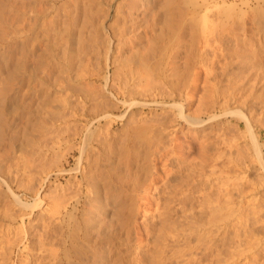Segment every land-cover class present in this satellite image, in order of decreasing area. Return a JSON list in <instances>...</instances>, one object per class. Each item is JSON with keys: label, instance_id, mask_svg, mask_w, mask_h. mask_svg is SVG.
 <instances>
[{"label": "rangeland", "instance_id": "1", "mask_svg": "<svg viewBox=\"0 0 264 264\" xmlns=\"http://www.w3.org/2000/svg\"><path fill=\"white\" fill-rule=\"evenodd\" d=\"M28 9L31 10L30 13ZM38 11L45 14L42 17L44 21L49 20L54 12L59 13L58 18H55V30L51 38L53 40L59 31L62 33L59 34L64 37L62 43L58 44L60 51L45 41L46 45L43 42L37 51L42 50L45 53L51 52L52 49L56 56L54 61L64 64L67 72L63 71L61 75L56 64L57 69L54 67V71L48 74L41 65V71H36L34 86L37 89L34 87L35 90L26 96L28 103H24L21 109L20 103L17 104L19 96L16 91V72L11 74L8 66L15 65L19 52L20 16L23 14L26 19L24 23L28 22L23 24L27 29L31 23L28 20ZM204 13L208 15L209 29L212 28L213 31L214 26L210 25H215L214 28L218 32L223 29L227 40L229 38V46L234 44L233 39L237 37V40L243 39L245 46L253 43L259 48V58L255 61H248L251 60L249 57L243 60L234 57L224 74L214 73L215 76L218 75L216 80L221 81L215 88L209 87L210 83H215V78H211L213 82L205 84V72L201 68L191 71V61L187 58L191 35L190 31H185V26L193 25L194 32L197 30L196 41L191 43L195 46L192 45L194 48H191L195 50L198 47L197 36L201 35L198 34L201 25L197 17ZM166 14L168 18L174 16L164 21L167 19L164 18ZM134 21L138 23L132 24ZM178 44L180 45L177 47ZM178 48L179 52L176 54ZM5 59L9 64L7 67L4 65ZM45 61L47 62L46 58ZM45 61L43 64H46ZM251 62L253 65H250ZM143 65L149 71L150 80L158 78L166 84L171 81L168 86H174L173 90L181 91L184 95L193 85L194 79L196 80V99L186 109L188 113L194 112L197 99L204 96L206 97L203 100L209 96L206 101L214 98L213 94L216 95L217 101L227 97V86L231 84L228 79L232 80L230 88L233 89L229 93L236 92L238 105L235 103L236 107L234 104L230 106L232 109L240 108L239 111H242L248 120L249 128L245 125L246 118L243 117L245 121L241 118L242 113L241 116L238 113L237 118L233 113H227L221 119L210 122L206 120L207 125L195 130L180 121L178 131L171 134V147L177 153L178 160L175 158L174 161L168 162L167 158L172 156V152H168L171 156L167 154L160 158L153 154L154 157L153 147H148L151 142L143 145L142 140H137V143L130 140L129 132L130 126L134 124L131 120H134V112H130L131 115L123 106L113 109L109 104L114 153L111 151L113 154L111 153L107 160L99 154L101 148L100 152H92L94 154L89 158L88 164L83 162V166L86 165L85 172L80 174L76 169L79 142L75 140L73 133L88 120L96 119L98 105H95L92 99L100 96L101 100H107L109 84L114 80L116 82L117 77H123L124 73L126 75L131 68L143 69ZM75 72L80 74L76 79ZM192 74H198V79L196 76L193 78ZM59 75L65 78L64 84L66 82L70 85V91L58 88ZM231 77L237 80L240 78V82L236 85L235 82L238 81L234 82ZM5 91L8 95L11 94V102L7 101L6 105L2 106L3 110L0 107L1 121H4V117H1L3 113L7 121L2 122L3 125L0 122L3 126H0V129L3 128V132L0 130L3 133H0V236L4 232H9L10 235L19 234L21 241L17 248L10 249L8 245L3 244L0 237V263L22 264L30 258V250L33 251L30 253H34L32 256L38 264H91L95 255L99 257L98 264H264V108L261 109L264 107V0H22V4L21 0H0V92ZM233 94L230 97L235 98ZM64 95L68 98L67 104L61 101ZM171 105L172 102L162 104L159 101L143 110H133L152 115L157 113L154 117L162 121H167L170 117L180 120L176 109ZM163 108L169 111L163 112ZM164 113H169V117L167 115L168 118H165ZM63 120L66 121L64 125L69 126L67 130H62V140L54 144L46 157L40 156L36 160L30 158L29 153L35 147V141L44 137L45 129L50 126L60 128ZM5 123L7 128L4 127ZM172 131L173 129H170V132ZM200 132L206 134L205 137L209 141L200 139ZM68 135L74 137L70 138ZM163 135L164 140L170 141L169 132ZM223 140L226 142L223 143ZM51 142L56 141L53 138L48 144ZM202 147L208 149L203 150ZM238 153H241L240 156ZM233 182L235 184L232 185ZM67 186L69 190L65 192L60 189ZM145 187L148 190L145 191ZM156 187L172 190L175 197L165 192V195L160 194ZM88 189L93 194L87 195ZM61 191L64 197L59 196ZM74 191L80 192V195L77 193V198ZM92 195L96 196V201L89 200ZM188 195L189 197H186ZM37 196L43 200L34 210L31 207L24 209L15 201L19 198L33 204V199ZM47 202L59 206V210L54 209L55 215L59 212L56 217H60L55 230L58 227L56 231L61 232L55 235L53 240L48 239L44 248L40 247L39 239L43 237L44 225L50 220L49 217L46 219V216L55 212L42 211L44 206L41 205ZM52 205L51 207L54 206ZM164 210L168 214L165 219L168 220L162 219L167 215L163 214ZM156 214L162 217H157ZM84 218L86 221L89 218L87 225ZM152 219L154 222H151ZM25 245L30 249H25ZM51 249L56 252H51ZM4 253L6 255H3Z\"/></svg>", "mask_w": 264, "mask_h": 264}, {"label": "bare ground", "instance_id": "2", "mask_svg": "<svg viewBox=\"0 0 264 264\" xmlns=\"http://www.w3.org/2000/svg\"><path fill=\"white\" fill-rule=\"evenodd\" d=\"M192 1V0H191ZM24 2V1H23ZM76 2V1H75ZM169 2V1H168ZM70 3V2H69ZM190 3V2H189ZM192 3V2H191ZM196 3V2H195ZM21 4H22V0H21ZM24 4V3H23ZM34 4V3H33ZM66 4V3H65ZM133 4H135V3H133ZM197 4V3H196ZM52 5V4H51ZM73 5V4H72ZM184 5V4H183ZM195 5V4H194ZM199 5V4H198ZM198 5H197V7H198ZM63 6V5H62ZM77 6V5H76ZM134 6V5H133ZM192 6H193V4H192ZM191 6V7H192ZM204 6V5H203ZM214 6V5H213ZM30 7V6H29ZM49 7V6H48ZM74 7V6H73ZM84 7V6H83ZM194 7V6H193ZM22 8V7H21ZM38 8V7H37ZM39 8H40V6H39ZM90 8V7H89ZM32 9V8H31ZM172 9V8H171ZM232 9V8H231ZM33 10V9H32ZM35 10V9H34ZM60 10V9H59ZM207 10V9H206ZM215 10V9H214ZM28 11H29V9H28ZM31 11V10H30ZM30 11H29V13H30ZM40 11H42V10H40ZM40 11H38V13H36V12H34V14H33V16L32 17H30L31 18V20H28V21H31V23H29V25L27 26V29H25L26 27L23 25V24H28V22L26 21V23H24L25 21L24 20H26L25 18H24V16H20L21 18L19 19L20 21H21V23H20V28L18 29V55H17V60H15L14 62H15V65L14 66H12V67H10V66H8L9 67V70H10V72H11V74L13 73H15L16 74V76H17V78H16V80H17V82H16V87H17V96H19V102L17 103V104H19L20 103V105L19 106H22L21 107V109L23 108V105H25L24 103H28V102H26V96L27 95H29V94H31L34 90H35V88L37 89V87L36 86H34L35 85V81H36V71L39 69L40 70V66L42 65L43 67H44V69H46V71H48V74H49V72L51 73L52 72V70L54 69V67H55V65L57 64V67L59 68V72L61 73V75L63 74V71L65 72L66 70H65V67H64V64H60V62L59 61H54V59H56L55 57V55L53 54V50L51 49V52H48V51H45V53H44V51H42L41 50V52L39 53L38 51H37V49L40 47V46H42V43L45 41V42H47V43H50V46L52 47H57V49H58V44L61 42V40L64 38L63 36H60L59 34H62V33H57V36L55 37L54 36V38H53V40H52V32L55 30V28L53 27L54 26V24H55V22H56V17H57V15L59 14L58 13V11H56V12H54V14L53 15H51V13H50V15H51V17H50V19L49 20H45L44 21V19L42 20V17H44V15L42 14V12H40ZM23 11H21V13H22ZM26 12V11H25ZM68 12V11H67ZM20 13V12H19ZM18 13V14H19ZM28 12H27V16H29L28 14H29ZM40 13H41V15H40ZM167 13H169L170 14V12H167ZM186 13V12H185ZM199 13V12H198ZM224 13V12H223ZM222 13V14H223ZM46 14H48V13H46ZM163 14V13H162ZM168 14V15H169ZM200 14H201V12H200ZM64 15V14H63ZM171 15H173V14H171ZM182 15H183V13H182ZM185 15V14H184ZM198 15V14H197ZM47 16V15H46ZM45 16V17H46ZM59 16V15H58ZM70 16V15H69ZM164 16V15H163ZM174 16V15H173ZM172 16V17H173ZM187 16H189V15H187ZM234 16V15H233ZM165 17H167V14H166V16H164V18ZM171 17V16H170ZM169 17V18H170ZM172 17L170 18V19H172ZM29 18V17H28ZM49 18V17H48ZM47 18V19H48ZM58 18V17H57ZM63 18V17H62ZM161 18V17H160ZM163 18V19H164ZM168 17H167V19H164V21H166V20H168L169 19ZM191 19H192V17H190ZM198 18V22L200 23V33H198V34H201L200 36H197V37H199V38H197V42L199 43V45H198V43H197V46L198 47H196L195 48V50L194 49H192L191 47H193L194 46V44H191V43H193L194 42V40L196 39V36H195V33H197V30H196V32H194V26L193 25H188V26H185V31H187L188 30V32L190 33H188L189 35H191V37H190V44L189 45H191V47H190V50H189V52H188V56H187V58L188 59H190V61H191V64H190V68H191V71H195V69L196 68H201L202 70H203V72H205L204 74H206V77H204V80H205V84L207 83V84H209L211 81L213 82L214 80H212L211 78H215V77H217L219 74L220 75H222V74H224V72L226 71V67L231 63V61H232V59L234 58V57H240L241 58V60H243V58L245 59V57L246 58H248V59H251V60H248V61H252L253 59H254V61H255V59L256 58H259V56H258V53H259V48H257L258 47V45H256V46H254V44L252 43V44H250V43H248L249 44V46H245V44H244V41H243V39L240 41V40H237V37H234V44L232 45V46H229L228 44H229V38H228V40H227V34L226 33H224V31H222L221 29V31L220 32H218L217 31V29L216 28H214V27H216L215 25H210V27H213V31H214V29H216L215 31L216 32H214L213 33V31H212V28H210L209 29V19H208V15H207V13H204V14H202V15H200L199 17H197ZM134 19V18H133ZM169 19V20H170ZM191 19H190V21H191ZM216 19V18H215ZM211 20V19H210ZM18 21V20H17ZM19 21V22H20ZM70 21V20H69ZM154 21L156 22V18L154 19ZM216 21V20H215ZM184 22V21H183ZM222 22V21H221ZM221 22H219V24L221 23ZM123 23V22H122ZM134 23H138V22H136V21H134L132 24H134ZM170 23H171V21H170ZM177 23V22H176ZM179 23V22H178ZM196 23V22H195ZM213 23V22H212ZM76 24V23H75ZM173 24V23H172ZM191 24H193V23H191ZM215 24V23H214ZM222 24H223V22H222ZM135 25V24H134ZM133 25V26H134ZM162 25V24H161ZM165 25V24H164ZM63 26V25H62ZM67 26V25H66ZM163 26V25H162ZM167 26V25H166ZM180 26V25H179ZM183 26V25H182ZM182 26H180V27H182ZM196 26V25H195ZM220 26H221V24H220ZM64 27V26H63ZM68 27V26H67ZM178 27V26H177ZM179 27V28H180ZM223 27V26H222ZM222 27H219V28H222ZM226 27V26H225ZM228 27H230V26H228ZM52 28H54L53 30H52ZM198 28H199V26H198ZM196 29H197V26H196ZM235 29V28H234ZM59 30V29H58ZM61 30V29H60ZM63 30V29H62ZM233 30V29H232ZM184 31V32H185ZM199 31V30H198ZM65 32V31H64ZM260 32V31H259ZM54 33V32H53ZM181 34H183L182 32H180ZM228 33H230V32H228ZM171 34V33H170ZM186 34V33H185ZM72 35V34H71ZM165 35V34H164ZM187 35V34H186ZM231 35V34H230ZM239 35V34H238ZM242 36H243V34H241ZM160 36V35H159ZM235 36H237V34H235ZM63 37V38H62ZM66 37V36H65ZM77 37V36H76ZM174 37V36H173ZM180 37H182V35L180 36ZM189 37V36H188ZM232 37V36H231ZM239 37V36H238ZM244 37V36H243ZM179 38V37H178ZM242 38V37H241ZM181 39V38H180ZM246 39H248V38H246ZM76 40V39H75ZM74 40V41H75ZM182 40V39H181ZM199 40V41H198ZM232 40V39H231ZM261 40V39H260ZM51 41H52V43H51ZM67 41H70V39H67ZM73 41V40H72ZM71 41V42H72ZM88 41V40H87ZM94 41V40H93ZM175 41V40H174ZM179 41V40H178ZM196 41V40H195ZM44 42V43H45ZM79 42V41H78ZM183 42H184V40H183ZM183 42H181V43H183ZM62 43V42H61ZM166 43H167V41H166ZM172 43V42H171ZM180 43V42H179ZM180 43V44H181ZM186 43H187V41H186ZM195 43V42H194ZM246 43V42H245ZM256 43V42H255ZM258 43H260V42H258ZM70 44V43H69ZM72 44V43H71ZM177 44V43H176ZM180 44H178L177 45V47L180 45ZM262 44V43H261ZM45 45H46V43H45ZM60 45V44H59ZM193 45V46H192ZM45 47V46H44ZM60 47V46H59ZM174 47H176V46H174ZM173 47V48H174ZM195 47V46H194ZM193 47V48H194ZM41 48V47H40ZM93 48V47H92ZM46 49V48H45ZM45 49H43V50H45ZM48 49H50V47H48ZM59 51H60V49H58ZM175 50V49H174ZM38 53H37V52ZM57 51V50H56ZM43 52V53H42ZM144 52V51H143ZM178 52H179V48H178V50H176V54H178ZM261 52V51H260ZM62 53V52H61ZM63 53H64V50H63ZM73 53V52H72ZM85 53V52H84ZM170 53V52H169ZM240 53H243L244 55L242 56V55H240ZM58 54H59V52H58ZM57 54V56L59 57L60 55H58ZM63 55L64 54H62V58H63ZM251 56V57H250ZM260 56H262V55H260ZM150 57V56H149ZM45 58H46V60H47V62L45 61ZM48 58V59H47ZM62 58H61V61L63 62V60H64V58H63V60H62ZM237 58V59H238ZM7 59V58H6ZM6 59H5V66L7 67V64H8V62H6ZM50 59V60H49ZM174 59H176V58H174ZM230 59V60H229ZM53 60V61H52ZM59 60H60V58H59ZM69 60V59H68ZM67 60V61H68ZM221 60H226L225 62L223 61V62H221ZM235 60L236 59H234L233 61L235 62ZM239 60V59H238ZM240 60V61H241ZM247 60V59H246ZM43 61H45L44 63H46V64H43ZM49 61V62H48ZM145 61V60H144ZM257 61H259V60H257ZM9 62H11V61H9ZM13 62V61H12ZM77 62H79V61H77ZM233 62V63H234ZM241 62H243V61H241ZM185 63V62H184ZM237 63H238V61H237ZM253 62H251L250 63V65L252 64ZM89 64V63H88ZM141 64V63H140ZM151 64V63H150ZM241 64V63H240ZM255 64H256V62H255ZM260 64V63H259ZM9 65V64H8ZM70 65V64H69ZM142 65V64H141ZM185 65V64H184ZM188 65V64H187ZM234 65V64H233ZM253 65V64H252ZM4 66V67H5ZM88 66V65H87ZM138 66V65H137ZM257 66V65H256ZM259 66V65H258ZM261 66V65H260ZM57 67H55L56 69H57ZM79 67V66H78ZM143 69H142V67L141 68H131V69H129V71H128V73H126V75H125V73H124V75H123V77H121L122 75H121V73H120V77H117L118 79H116L117 81L116 82H114L113 80V82L111 83V84H109L108 85V88H107V92L109 93V97H107V100H104V99H100L99 97H95V98H93L92 100L95 102V105H98V108H97V112H96V114H95V117H96V119H93V120H88V122L85 124V125H83L82 127H78L79 128V130L78 131H75L74 133H73V135L77 138H75V140L76 141H78L79 142V146L77 145V150H78V153H79V156H78V162H77V166H76V169L77 170H79V172H80V174H83V172H85L84 170H85V167L84 166H86V165H84L83 166V162H85L86 164H88L87 162L89 161V158L91 157V155L92 154H94V153H96V152H100L101 150V153H99V154H101L102 156H103V159L104 158H107V160L110 158V155H112L113 153H114V148H115V146L113 147L112 146V142H111V140H112V138H114L113 136H112V133H111V131L113 130V124H112V118H111V115L112 114H110L109 113V111H110V109H111V107H113V109L115 108H118L119 106H123L126 110L128 109V114L131 112H134L133 114H134V120L133 119H131L132 120V122L134 123H131V125H132V127L130 126V123H129V126H130V132H129V136H130V140L132 141V142H134V143H137V140H142V144L144 145V143H146V145L147 144H149L150 142L152 143V144H149L148 145V147H150V149H152L151 147H153V151H152V155L154 154H157V156L156 157H158V156H160V158H161V156H164V155H167V154H169L168 152H172L171 153V155L169 154V156H171L170 158H172V159H170V158H167V157H169V156H167L166 158L168 159V162H172L171 160H175V158H177L176 156V154L177 153H175L174 152V149H172V145H171V143H173V141H171L172 140V136H171V134H173L174 133V131H178V124H179V122L181 121L182 123H184L185 125H188V126H190V127H192L194 130L196 129V128H201L202 126H204V125H207L206 123H207V121L206 120H208V122H210V121H215V120H217V119H221V118H223L224 117V115H227V113H233L234 115H235V117H236V115L239 113V115L242 113V111H239L240 110V108H236V109H232V107L230 106L231 104L233 105L234 104V107H236L235 105L237 104L236 102L238 101V100H236V96H235V94H236V92H235V94H233V92L231 93H229V91L230 90H232L231 88H230V85L232 84V80H229L228 79V81H231V82H229V83H231L230 85L228 84V86L227 87H229L228 89H229V91H227L226 92V94H227V97L226 96H224L221 100H219V101H217V98L214 96V94L212 95L214 98H212L210 101H206L208 98H209V96H207L208 98L207 99H204L203 100V98L204 97H206V96H202L203 98H200V99H197V107L195 108V110H194V112L193 113H188V112H186V109L189 107V106H191L192 105V103L194 102V100L196 99V87H195V85H196V83H195V79H194V82H193V85L189 88V90L186 92V94L184 95L181 91L179 92V91H175V89L173 90L172 88L174 87H172V88H170L169 86H168V84L170 83L171 84V81L168 83V84H166L165 82H162V81H159L158 80V78H156L157 80H153V79H155V78H152V80H150L151 79V77L149 76V71H148V69L143 65ZM254 67V66H253ZM147 69V71H146V69ZM188 68V67H187ZM252 68V67H251ZM42 69V68H41ZM44 69H43V71H44ZM82 69V68H81ZM83 69H85V68H83ZM173 70V69H172ZM41 71V70H40ZM54 71V70H53ZM81 71V70H80ZM84 71H86V70H84ZM83 71V72H84ZM191 71H190V73H191ZM240 71V70H239ZM253 71V70H252ZM67 72V71H66ZM47 73V72H46ZM45 73V74H46ZM76 73V72H75ZM78 73V72H77ZM76 73V77H75V79L76 78H78V76L80 75H78ZM79 73H81V72H79ZM178 73V72H177ZM193 73H197V72H193ZM216 73H218V75L217 76H215V74ZM82 74V73H81ZM85 74V73H84ZM227 74V73H226ZM230 74V73H229ZM61 75H59V84H57L58 85V88L60 89V90H62V91H70V89H72L71 87H70V85H67V83L65 82V84H64V77H62ZM153 75V74H152ZM151 75V76H152ZM193 75V74H192ZM198 75V74H197ZM197 75L195 74V75H193V78L195 77V78H197L198 79V77H197ZM10 76V75H9ZM84 76V75H83ZM118 76H119V74H118ZM168 76V75H167ZM81 77V76H80ZM114 77V76H113ZM150 77V78H149ZM240 77V76H239ZM39 78V77H38ZM115 78V77H114ZM167 78V77H166ZM172 78V77H171ZM174 78V77H173ZM192 78V77H191ZM230 78V77H229ZM232 78V77H231ZM241 78V77H240ZM240 78H238V80L237 79H233V81L235 80H237L238 82H235V84L237 85V83H239L240 82ZM105 79H107V77L105 78ZM169 79V78H168ZM220 79V78H219ZM7 80V79H6ZM171 80V79H170ZM190 80H192V79H190ZM165 81V80H164ZM193 81V80H192ZM253 81V80H252ZM107 82V81H106ZM173 82V81H172ZM219 82H221L220 80H216V78H215V83L214 84H209V87L211 86V87H213V88H215L214 86H216L217 84H219ZM174 83V82H173ZM172 83V84H173ZM253 83V82H252ZM114 84V85H113ZM192 84V83H191ZM202 84H203V82H202ZM222 84V83H221ZM174 85V84H173ZM11 86V85H10ZM39 86V85H38ZM234 86V85H233ZM35 87V88H34ZM226 87V88H227ZM240 87H241V85H240ZM223 88V87H222ZM211 89V88H210ZM227 89V90H228ZM241 89V88H240ZM177 90V89H176ZM205 90V89H204ZM208 90V89H207ZM225 90V89H224ZM11 91V90H10ZM39 91V90H38ZM210 91V90H209ZM212 91V90H211ZM222 91H223V89H222ZM37 92V91H36ZM214 92V91H213ZM216 92H218L217 90H216ZM224 92V91H223ZM10 93V92H9ZM202 93H203V91H202ZM209 93V92H208ZM219 93V92H218ZM228 93H229V95H228ZM242 93V92H241ZM16 94V93H15ZM88 94V93H87ZM226 94H224V95H226ZM232 94H233V97L235 96V98H232V97H230V96H232ZM63 95V94H62ZM95 95V94H94ZM219 95V94H218ZM11 96V94L10 95H8V93H6V91L5 92H0V107L2 108V106L7 102V101H9L10 100V97ZM12 96H14L15 97V95H12ZM65 96V95H64ZM64 96H62V97H64ZM66 96H67V94H66ZM66 96L64 97V99L62 98L61 99V101L63 102V103H65V104H67L68 103V101H67V99H66ZM222 96H223V94H222ZM221 96V97H222ZM242 96V95H241ZM55 97V96H54ZM58 97V96H57ZM104 97V96H103ZM243 97V96H242ZM17 98V97H16ZM15 98V99H16ZM211 98V97H210ZM244 98V97H243ZM99 99V100H98ZM106 99V98H105ZM218 99H220V98H218ZM247 99V98H246ZM14 100V98H12V101ZM33 100V99H32ZM209 100V99H208ZM30 101V100H29ZM60 101V102H61ZM162 102V104H169V103H171L172 102V107H174L175 109H176V115H178L177 117H179L180 118V120H178V119H175V117H174V119L172 118V117H170L167 121H162L161 119H156L154 116H156V114H154V115H152V114H149V113H144V112H142V111H137V112H135V110H133V109H136V108H139V109H141V110H143V109H145V108H148L151 104H154V102ZM242 101V100H241ZM10 102H11V100H10ZM14 102V101H13ZM59 102V101H58ZM62 103V104H63ZM236 103V104H235ZM44 104V103H43ZM109 104L111 105V107L109 106ZM6 105V104H5ZM59 105V104H58ZM61 105V104H60ZM85 105V104H84ZM238 105V104H237ZM17 107H18V105H16ZM27 106V105H26ZM46 106V105H45ZM66 106V105H65ZM74 106V105H73ZM165 107V106H164ZM16 108V107H15ZM121 108V107H120ZM167 108V107H166ZM166 108L163 110V112H165V111H167L166 110ZM262 108H264V107H261V109ZM18 109H20L19 107H18ZM70 109V108H69ZM92 109V108H91ZM91 109H89V110H91ZM2 110H3V108H2ZM94 110V109H93ZM126 110H125V112H126ZM1 111V110H0ZM119 111V110H118ZM169 111V110H168ZM167 111V112H168ZM81 112V111H80ZM171 113H175V112H172V111H170ZM259 112H260V109H259ZM261 112H262V110H261ZM0 113H2V112H0ZM50 113H52V112H50ZM62 113V112H61ZM91 113H93V112H91ZM130 113V114H131ZM170 113V114H171ZM220 114V116H219V114ZM236 113V114H235ZM49 114V113H48ZM69 114L71 115L72 114V112L70 113L69 112ZM68 114V115H69ZM169 114V113H168ZM168 114H165L164 113V117L165 118H168L169 117V115ZM243 114V113H242ZM241 114V115H242ZM2 115V114H1ZM52 115V114H51ZM65 115V114H64ZM124 115V114H123ZM132 115V114H131ZM167 115H168V117H167ZM171 115H173V114H171ZM238 115V117H239V119H244V118H246L245 117V115L243 114L242 116H241V118H240V116ZM94 116V115H93ZM92 116V117H93ZM159 116V115H158ZM1 117H4V121H6L5 120V116H4V113H3V115L1 116ZM26 117H27V115H26ZM61 117H63V115L61 116ZM69 117H72V116H69ZM69 117L67 118V119H69ZM122 117V116H121ZM160 117V116H159ZM244 117V118H243ZM56 118V117H55ZM65 118V117H64ZM63 118V119H64ZM237 118V117H236ZM14 119V118H13ZM18 119V118H17ZM238 119V120H239ZM2 119L0 118V122L2 123V122H4V121H1ZM60 120H62V119H60ZM169 120H171V121H169ZM246 120H247V118H246ZM9 121V120H8ZM49 121V120H48ZM64 121V120H63ZM106 121V122H105ZM244 121H245V119H244ZM7 122V121H6ZM40 122V121H39ZM130 122V121H129ZM176 122H177V124H176ZM248 120L245 122V125L248 127L249 125H248ZM1 123H0V126L1 127H3L2 125L4 124V123H2V125H1ZM68 123V122H67ZM174 123V124H173ZM221 123V122H220ZM225 123H227V122H225ZM6 124L7 123H5V125H4V127H6L7 128V126H6ZM9 124V123H8ZM11 124V123H10ZM9 124V125H10ZM45 124V123H44ZM64 124H66V121H64V123H63V125ZM62 125V127H60V128H58V127H54V126H50V127H47L46 129H45V135H44V137L43 138H41V139H38V140H36L35 141V147H33L32 148V151L29 153V157L30 158H32L33 160L35 159H37L38 157H40V156H42V158H44V157H46L47 156V152H49L50 151V149L51 148H53V146H55L54 144H56V143H58L59 141H61L62 139H61V136H62V132L63 131H65V129L67 130L68 129V126H69V124H67L68 126L66 127V125H64L63 126ZM216 125H217V122H216ZM219 125V124H218ZM226 125V124H225ZM235 125V124H234ZM239 124L237 123V126H238ZM26 126V125H25ZM29 127V126H28ZM172 127H174V128H172ZM183 127V126H182ZM190 127H189V129H190ZM247 127H245L246 129H247ZM18 128V127H17ZM43 128H44V126H43ZM127 128V127H126ZM249 128V127H248ZM73 129V128H72ZM170 129H173V131L172 132H170ZM181 129V128H180ZM202 129V128H201ZM219 129V128H218ZM217 129V130H218ZM1 131L3 130V128L2 129H0ZM9 130V129H8ZM63 130V131H62ZM70 130V129H69ZM68 130V131H69ZM0 131V133H2ZM199 131V130H198ZM201 131V130H200ZM203 131V130H202ZM219 131V130H218ZM237 131V130H236ZM25 132V131H24ZM169 132V134H170V138L171 139H169L170 141H166V140H164V135H163V133L165 134V133H168ZM217 132V131H216ZM222 132V131H221ZM12 133V132H11ZM44 133V132H43ZM64 133V132H63ZM66 133H69V132H66ZM128 133V132H127ZM160 133H162V135H160L159 136V134ZM214 133V132H213ZM116 134V133H115ZM200 134H201V132H200ZM209 134V133H208ZM1 135H3V133L1 134ZM42 135V134H41ZM42 135V136H43ZM198 135H199V133H198ZM206 135V134H205ZM205 135L204 134H201V137H200V139H205V140H207L208 138H206L205 137ZM217 135V134H216ZM216 135H215V137H216ZM221 135V134H220ZM69 136V135H68ZM74 136H72V137H74ZM159 136V137H158ZM222 136V135H221ZM40 137V136H39ZM70 137V136H69ZM72 137H70V138H72ZM207 137H209V136H207ZM223 137H224V134H223ZM222 137V138H223ZM2 138V137H1ZM0 138V139H1ZM53 138H54V140L56 141V142H51L50 144H48V141H51V140H53ZM69 138V139H70ZM220 138V137H219ZM227 138V137H226ZM68 140V139H67ZM115 140V139H114ZM116 140H118L117 138H116ZM26 141V140H25ZM71 141H72V139H71ZM204 141V140H203ZM202 141V142H203ZM208 141H209V139H208ZM207 141V142H208ZM228 141V140H227ZM206 142V143H207ZM224 142H226V141H224L223 140V143ZM77 143V142H76ZM215 143V142H214ZM140 144H141V142H140ZM139 144V145H140ZM142 144H141V146H142ZM212 144H213V141H212ZM72 145V144H71ZM152 145V146H151ZM201 145H202V143H201ZM211 145V144H210ZM26 146V145H25ZM136 146V145H135ZM202 146H206V145H202ZM208 146V145H207ZM230 146V145H229ZM100 148H101V150H100ZM142 148V147H141ZM203 148V150H205L206 148L205 147H202ZM205 148V149H204ZM71 149V148H70ZM70 149H67V150H70ZM149 149V150H150ZM208 149V148H207ZM236 149V148H235ZM117 150V149H116ZM115 150V151H116ZM28 151V150H27ZM111 151H113V153L111 152ZM123 151V150H122ZM121 151V152H122ZM144 151V150H143ZM150 151V152H151ZM92 152H94V153H92ZM103 152V153H102ZM126 152V151H125ZM149 152V153H150ZM53 153V152H52ZM112 153V154H111ZM117 154V153H116ZM239 154V153H238ZM241 154V153H240ZM240 154H239V156H240ZM245 154V153H244ZM61 155V154H60ZM121 155V154H120ZM149 155H151V154H149ZM153 155V156H154ZM154 156V157H155ZM239 156H237V158L239 157ZM248 156V155H247ZM101 157V156H100ZM123 157V156H122ZM128 157V156H127ZM153 157V158H154ZM165 157V156H164ZM143 158V157H142ZM152 158V159H153ZM243 158V157H242ZM123 159V158H122ZM245 159V158H244ZM176 160H178V158L176 159ZM130 161V160H129ZM128 161V162H129ZM261 161V160H260ZM33 162V161H32ZM127 162V163H128ZM136 162V161H135ZM262 162H264V161H262ZM119 163V162H118ZM126 163V162H125ZM187 163V162H186ZM202 163V162H201ZM259 163V162H258ZM90 164V163H89ZM112 165V164H111ZM192 165V164H191ZM260 165H261V163H260ZM32 166V165H31ZM40 166V165H39ZM38 166V167H39ZM118 166V165H117ZM155 166V165H154ZM262 166H264V165H262ZM35 167V166H34ZM88 167V166H87ZM156 167V166H155ZM155 167H153V168H155ZM180 167H181V165H180ZM194 168V167H193ZM262 168H264V167H262ZM39 169V168H38ZM156 169V168H155ZM154 169V170H155ZM189 169V168H188ZM36 171H37V169H36ZM90 171V170H89ZM30 172H31V170H30ZM34 172V171H33ZM63 172V171H62ZM232 173V172H231ZM31 175L33 174V173H30ZM30 174H28V175H30ZM37 174V173H36ZM85 175V174H84ZM144 175V174H143ZM227 175V174H226ZM116 176V175H115ZM201 176H203V175H201ZM83 178H84V176H82ZM129 177V176H128ZM131 177V176H130ZM82 178V179H83ZM117 179V178H116ZM207 179V178H206ZM225 180H226V178H224ZM135 180V179H134ZM148 180V179H147ZM204 180V179H203ZM127 181V180H126ZM146 181V180H145ZM144 181V182H145ZM229 181H230V179H229ZM149 182V181H148ZM146 183V182H145ZM223 183H224V181H223ZM255 183V182H254ZM67 184V183H66ZM79 184V183H78ZM225 184H227V183H225ZM233 184H235L234 182L232 183V185ZM168 185V184H167ZM224 185V184H223ZM149 186V185H148ZM169 186V185H168ZM226 186V185H225ZM235 186V185H234ZM69 187H71V185L69 186ZM91 187V186H90ZM227 187V186H226ZM68 188V186L67 187H65V188H60V189H62L63 190V192H65V191H67V190H69V188ZM74 188H76V187H74ZM146 188V187H145ZM156 189H158L159 190V192H160V194L162 193V194H164V192L166 193V194H171L172 195V190H168L167 191V188L166 187H164L163 189L161 188H157L156 187ZM27 190H29V189H27ZM77 190V189H76ZM89 190V189H88ZM92 190V189H91ZM146 190H148L147 188L145 189V191ZM154 190V189H153ZM78 191H80V190H78ZM78 191H74L75 192V195H76V198H77V193H79V195H80V192H78ZM60 191H58V193H59ZM62 191H61V193H60V195L59 196H63V193ZM88 193H87V195H90V194H93L92 193V191H87ZM158 192V191H157ZM175 192V191H174ZM140 193V192H139ZM143 193V192H142ZM146 193V192H145ZM184 193V192H183ZM229 193V192H228ZM74 194V193H73ZM72 194V195H73ZM85 194V193H84ZM158 194V193H157ZM75 195H73V197L75 196ZM126 195V194H125ZM128 195V194H127ZM165 195V194H164ZM176 195V194H175ZM227 195V194H226ZM56 196V195H55ZM68 196H70V194H68ZM145 196V195H144ZM150 196V195H149ZM157 196V195H156ZM160 196V195H159ZM170 196V195H169ZM173 197H175L174 195H172ZM171 196V197H172ZM228 196L230 197V195L228 194ZM227 196V197H228ZM18 197V196H17ZM64 197V196H63ZM88 197V196H87ZM92 198H90V197H88V198H90L89 200H93V199H95V201H96V196L95 195H92L91 196ZM166 197H168V196H166ZM186 197H189V195L188 196H186ZM186 197H184V198H186ZM229 197H228V199H229ZM61 198V197H60ZM142 198V197H141ZM15 199V198H14ZM55 199V198H54ZM57 199V198H56ZM43 199H41L40 197L38 198V196L36 197V198H34L33 199V204H28L27 202H24L23 200H21V199H17L16 198V202L19 204V205H21V206H23L24 207V209H25V207H31L33 210H34V208L35 207H37L38 205H40V202L42 201ZM59 200V199H58ZM169 200V199H168ZM173 200V199H172ZM55 201V200H54ZM213 201V200H212ZM211 201V202H212ZM167 202H169V201H167ZM52 203V202H51ZM50 202H47V203H43L42 205H41V207H43L42 208V211H44V212H46V213H48V212H51L52 210H56V209H58L59 210V206H57L56 205V203L55 202H53V203H55V205L53 206L52 204H51ZM90 203V202H89ZM163 203V202H162ZM164 203H166L165 201H164ZM214 203V202H213ZM220 203V202H219ZM218 203V204H219ZM53 206V207H51V205ZM58 204V203H57ZM93 204V203H92ZM216 204V203H215ZM214 204V205H215ZM62 205V204H61ZM145 206V205H144ZM225 206V205H224ZM63 207V206H62ZM157 207V206H156ZM96 208V207H95ZM61 209V208H60ZM213 209V208H212ZM222 209V208H221ZM221 209H219V210H221ZM54 210V211H55ZM147 210V209H146ZM215 210V209H214ZM32 211V210H31ZM30 211V212H31ZM155 211V210H154ZM222 211V210H221ZM58 212V211H57ZM160 212H162V210L160 211ZM164 213V215L165 214H167V213H165V210L163 211ZM25 213V212H24ZM55 213H56V211L55 212H52V215H50V216H46V219H47V217H49V221H48V224H45L44 225V230H43V233H42V238L41 239H39V242H41V246L40 247H44L45 246V244H46V241H48V239H52L55 235H58L59 233L57 232L58 230V227H57V231L55 230V228H56V222H58L57 220H59L60 219V217H56L57 216V214L59 213H57L56 215H55ZM89 213V212H88ZM215 213V212H214ZM251 213H252V210H251ZM257 213V212H256ZM29 214V213H28ZM84 214H86V213H84ZM90 214V213H89ZM94 214V213H93ZM160 214V213H159ZM159 214L157 215L156 214V216L157 217H162V216H159ZM231 214V213H230ZM26 215V214H25ZM95 215V214H94ZM53 216H55V217H53ZM168 216V214L167 215H165V216H163V218L162 219H165V217H167ZM8 217V216H7ZM92 217V216H91ZM96 217V216H95ZM153 217V216H152ZM210 217V216H209ZM168 218V217H167ZM52 219V220H51ZM69 219V218H68ZM85 219V218H84ZM89 219V218H88ZM88 219H87V221H88ZM95 219V218H94ZM162 219H160L161 220V222H162ZM254 219V218H253ZM165 220H168V219H165ZM22 221V220H21ZM42 221V220H41ZM62 221V220H61ZM85 221H86V219H85ZM87 221L86 222H84L85 224L87 223ZM90 221V220H89ZM155 221H156V219H155ZM92 222H93V220H92ZM97 222V221H96ZM151 222H154V220L152 219L151 220ZM158 222V221H157ZM156 222V223H157ZM163 222H165L164 220H163ZM90 223V222H89ZM88 223V224H89ZM166 223V222H165ZM165 223H163V224H165ZM69 224V223H68ZM152 224H154L155 225V223H152ZM162 224V223H161ZM43 225V224H42ZM77 225V224H76ZM87 225V224H86ZM86 225H85V227H86ZM83 226H84V224H83ZM43 228V227H42ZM37 229V228H36ZM83 229H85L84 227H83ZM40 230V229H39ZM17 232V231H16ZM39 232V231H38ZM11 233H12V231H11ZM159 235V234H158ZM38 236V235H37ZM0 237H2L1 239H3L2 241H3V244L5 245L6 244V246L8 245L9 247H10V249L11 248H17L18 247V243L21 241V237H19V234L17 235V234H12V235H10V233L9 232H4V234L2 235V236H0ZM73 237V236H72ZM39 238H40V236H39ZM45 239V240H44ZM37 240V239H36ZM45 242H44V241ZM53 240V239H52ZM75 240V239H74ZM56 241V240H55ZM31 243V242H30ZM50 242H47V244H49ZM3 245V246H4ZM50 245H51V243H50ZM47 246V245H46ZM57 246V245H56ZM52 247V246H51ZM89 247V246H88ZM3 248V247H2ZM1 248V249H2ZM25 249H30V248H28L26 245H25V247H24ZM45 248V247H44ZM43 248V249H44ZM40 249V248H39ZM50 249V248H49ZM3 250V249H2ZM1 250V251H2ZM20 250V249H19ZM96 250V249H95ZM7 251V250H6ZM49 251V250H48ZM97 251H98V249H97ZM29 252V256H30V258H28V259H26L25 260V262L23 261H21L22 262V264H38V262L37 263H35V258L33 257L34 255V253H32V255H31V253L30 252H33V251H28ZM38 252V251H37ZM51 252H54V251H52V249H51ZM56 252V251H55ZM54 252V253H55ZM2 253V252H1ZM79 253V252H78ZM42 254H45V253H42ZM53 254V253H52ZM3 255H6L5 253L3 254ZM2 255V256H3ZM54 255V254H53ZM76 255V254H75ZM45 257V256H44ZM21 259V258H20ZM23 259V258H22ZM40 259H42V258H40ZM79 259V258H78ZM53 260V259H52ZM97 260H99V257L97 256V255H95L94 257H93V262L91 263V264H96L97 263ZM37 261H38V259H37ZM51 261V260H50ZM138 261V260H137ZM3 262V261H2ZM20 262V263H21ZM52 262V261H51ZM59 262V261H58ZM50 263V262H49ZM0 264H2V263H0ZM98 264V263H97Z\"/></svg>", "mask_w": 264, "mask_h": 264}]
</instances>
